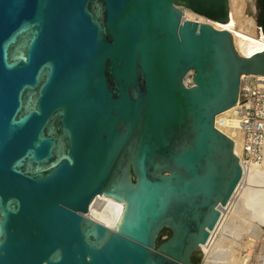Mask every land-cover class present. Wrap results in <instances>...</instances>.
Returning <instances> with one entry per match:
<instances>
[{
  "label": "water",
  "instance_id": "1",
  "mask_svg": "<svg viewBox=\"0 0 264 264\" xmlns=\"http://www.w3.org/2000/svg\"><path fill=\"white\" fill-rule=\"evenodd\" d=\"M183 9L230 22L229 0H0V264H194L245 170L215 116L264 47Z\"/></svg>",
  "mask_w": 264,
  "mask_h": 264
},
{
  "label": "bare ground",
  "instance_id": "2",
  "mask_svg": "<svg viewBox=\"0 0 264 264\" xmlns=\"http://www.w3.org/2000/svg\"><path fill=\"white\" fill-rule=\"evenodd\" d=\"M243 2H244L243 0H232L231 10H230V14H231L230 22L233 24L232 30L227 28L228 24L224 25L222 23L212 21L210 19H207L201 15L192 12L189 9L182 10L183 18L191 21H197L199 23H208L214 28L216 27V28L226 29L231 33L234 46L238 51V53L244 56H249L262 50L263 47L253 51L251 54H243L238 50L236 44V37L240 41V43L245 46H249V45L256 46L260 42L256 38L254 18L252 17L249 18L243 16L242 14ZM246 3L248 4L249 9L254 11V0H246ZM260 33H261V26H260ZM261 36L263 38V41L261 40V42L264 43V37L262 33ZM184 83L191 84V79L187 82L185 80ZM234 108L235 106H232L231 108L219 113L218 115L215 116V120H214L215 127L228 136H230L229 131L228 129L225 130L223 128L224 124L221 122L222 119H227V118L226 117L221 118V117L224 115H229L230 117L229 119L232 120ZM233 151L235 155L238 156L239 143L236 139L234 140ZM243 181L245 184L241 189V191L236 196H232L227 202V204L219 207L220 210L219 220L216 226L209 232V237L207 241L204 244H201L198 249L204 252L206 255L209 254L211 251H213L214 248H216L217 246L223 244L222 239L224 238L222 231L224 226L232 225V223H234V219L239 217L237 216L239 215V213L240 214L243 213V215L246 216L245 219L248 220L250 223H252V225L257 226L256 228H261L264 225V161L259 166L257 165L252 166L248 170V172L244 174ZM104 198L106 200L105 207L101 210H92L91 207L88 213L86 214V216L111 229H114V225L119 221L121 217V211L124 208V204L115 201L110 197L104 196ZM112 211L117 213H119L120 211L119 217L112 220L109 216V213ZM217 255L221 256L222 255L221 251H218Z\"/></svg>",
  "mask_w": 264,
  "mask_h": 264
},
{
  "label": "built area",
  "instance_id": "3",
  "mask_svg": "<svg viewBox=\"0 0 264 264\" xmlns=\"http://www.w3.org/2000/svg\"><path fill=\"white\" fill-rule=\"evenodd\" d=\"M223 128L228 129V136L233 144L239 143L237 158L244 164V172L232 196H236L244 186L243 176L252 166H259L264 161V76L242 75L240 78L239 96L231 119H222ZM231 196V197H232ZM106 200L103 195H97L89 209L101 210ZM120 213V211H119ZM119 213L110 212L112 220Z\"/></svg>",
  "mask_w": 264,
  "mask_h": 264
},
{
  "label": "rangeland",
  "instance_id": "4",
  "mask_svg": "<svg viewBox=\"0 0 264 264\" xmlns=\"http://www.w3.org/2000/svg\"><path fill=\"white\" fill-rule=\"evenodd\" d=\"M243 1L242 14L243 16L254 18L256 38L260 42L256 46H245L240 43L235 35L236 44L240 52L244 54H251L253 51L264 47V43L258 39L256 27L257 20L260 21L261 12L259 8V0H254V11L249 9L246 0ZM231 5L232 0H229L230 21ZM227 28L232 30L233 24L229 22ZM190 75H192V72L185 77L184 81H189L191 79ZM224 117L227 119L230 118L229 115H224L221 118ZM237 216L239 217L234 219V223H232V225L224 226L222 231L224 238L222 239V245L217 246L207 255L200 250L193 255V258L196 260V264H264V225L261 228H256L257 226L252 225V223L245 219L246 216H244L243 213H239ZM167 236L168 232L163 230L160 233L159 238L165 239ZM218 251H221V256L217 255Z\"/></svg>",
  "mask_w": 264,
  "mask_h": 264
},
{
  "label": "trees",
  "instance_id": "5",
  "mask_svg": "<svg viewBox=\"0 0 264 264\" xmlns=\"http://www.w3.org/2000/svg\"><path fill=\"white\" fill-rule=\"evenodd\" d=\"M256 27H257V36H258V39H260V40L263 41V38H262L261 33H260V21L259 20H257ZM192 261H193L194 264H196V260L194 258H192Z\"/></svg>",
  "mask_w": 264,
  "mask_h": 264
},
{
  "label": "flooded vegetation",
  "instance_id": "6",
  "mask_svg": "<svg viewBox=\"0 0 264 264\" xmlns=\"http://www.w3.org/2000/svg\"><path fill=\"white\" fill-rule=\"evenodd\" d=\"M242 53V52H241ZM244 54V53H243Z\"/></svg>",
  "mask_w": 264,
  "mask_h": 264
}]
</instances>
